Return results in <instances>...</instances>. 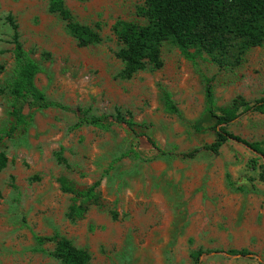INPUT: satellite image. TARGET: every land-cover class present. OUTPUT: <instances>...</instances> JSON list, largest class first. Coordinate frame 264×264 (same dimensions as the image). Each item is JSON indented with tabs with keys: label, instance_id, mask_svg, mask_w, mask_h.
Wrapping results in <instances>:
<instances>
[{
	"label": "rangeland",
	"instance_id": "rangeland-1",
	"mask_svg": "<svg viewBox=\"0 0 264 264\" xmlns=\"http://www.w3.org/2000/svg\"><path fill=\"white\" fill-rule=\"evenodd\" d=\"M64 1L76 21L100 33V42L80 45L47 0H0V129L11 120L8 15L41 68L35 83L49 99L79 107L83 117L120 113L140 126L77 125L73 112L48 107L5 137L0 264H62L51 253L54 241H36L55 234L85 248L89 264H193L197 250L204 252L197 264H264V158L233 140L218 153L181 156L215 139L216 117L205 112V78L213 84L216 108L238 105V117L225 128L264 142V113L243 111L264 97V41L246 50L238 64L219 67L206 54L184 57L167 39L160 47L161 67L123 77L116 56L121 45L111 25L117 19L144 23L136 13L143 0ZM165 91L179 113L165 111ZM61 176L78 188L97 183L98 203L82 217L67 216L72 195L61 190ZM242 248L251 253H226Z\"/></svg>",
	"mask_w": 264,
	"mask_h": 264
},
{
	"label": "trees",
	"instance_id": "trees-1",
	"mask_svg": "<svg viewBox=\"0 0 264 264\" xmlns=\"http://www.w3.org/2000/svg\"><path fill=\"white\" fill-rule=\"evenodd\" d=\"M50 12L57 13L66 23L68 32L80 45L98 43L102 40L100 33L90 25L76 21L65 5L64 0H47ZM137 15L145 22L137 23L125 19H117L111 25V31L120 43L116 56L122 61L121 76L131 77L137 71L151 66H162L160 47L164 40H172L180 49L182 55L194 60L210 57L219 67H232L242 59L244 52L259 46L264 41V0H143L137 7ZM13 33L11 36L12 54L14 58V75L7 82L6 89L10 96L9 126L0 129V142L20 127H26L34 111L48 107H56L71 111L78 116V124H90L107 128L110 122H119L134 129L140 126L131 116L120 113L102 115L99 117H83L79 107H72L62 102L49 99L45 92L35 83V75L40 72L39 64L33 60L24 49L18 32V26L11 15L7 16ZM95 27L99 28L96 24ZM0 65V71L2 70ZM3 88L0 87V93ZM205 112L216 117L214 125L215 139L193 150L182 153V157H193L201 150L218 153L221 146L229 140L244 143L264 158V142H250L225 128L239 113L238 105L231 104L216 108L214 88L210 78H205ZM164 109L169 113H179L178 107L170 93L163 92ZM243 105V104H242ZM215 109L221 111L216 114ZM244 112L264 113V97L245 104ZM242 112V113H244ZM105 119H109L106 122ZM145 136L149 143L163 153L156 143ZM133 155L138 152L133 150ZM7 164V157L0 152V169ZM62 191L72 195L67 216L82 217L93 203H98L97 183L84 188H78L66 177L59 178ZM38 244L54 241L51 252L62 264H89L90 254L82 247L59 235L36 236ZM202 250L193 252L194 263L197 264ZM228 254L248 255L251 252L245 248L228 249Z\"/></svg>",
	"mask_w": 264,
	"mask_h": 264
}]
</instances>
